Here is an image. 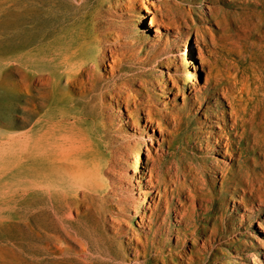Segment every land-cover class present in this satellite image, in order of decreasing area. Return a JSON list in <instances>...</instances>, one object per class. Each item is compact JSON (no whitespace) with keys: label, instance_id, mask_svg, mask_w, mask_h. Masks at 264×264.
<instances>
[{"label":"bare ground","instance_id":"bare-ground-1","mask_svg":"<svg viewBox=\"0 0 264 264\" xmlns=\"http://www.w3.org/2000/svg\"><path fill=\"white\" fill-rule=\"evenodd\" d=\"M58 1L7 0L5 5L8 29L5 50L0 52V100L9 114L3 118L0 103V221L27 224L30 235L24 246L34 250L36 264H201L206 254L216 256L222 247L214 242L224 219L208 215L213 199L234 191L243 204L245 195L264 204V167H257L264 161V9L257 8L264 6V0H246V39L236 36L238 40L226 41L228 52L239 60L214 58V73L220 80L212 93L227 101L229 122L222 119L210 129L218 137H212L215 153L225 160L210 161L215 173L211 187L195 176L197 167L192 163L186 162L187 173L182 168L183 139L167 131L168 126L176 129L177 118L169 117L168 126L163 123L148 99L145 75L135 72L125 55L107 44L103 31L111 27L105 25L106 15L116 16L113 3L126 8L134 0L108 2L93 14L59 12ZM145 7L140 23L153 12L147 27L161 34L156 16L173 18V10L164 4L154 11ZM42 22L53 25L41 29ZM188 40L187 35L185 56L190 58ZM186 76H193L192 85L199 82L194 67L186 69ZM106 100L124 103L127 114L130 108L141 110L144 127H151L152 132H146L149 141L154 123L174 141L171 159L166 163L155 156V167L147 169L149 177L139 176L137 190L142 197L132 208L139 202L137 230H128L124 219L117 217L123 207L107 204L103 173L115 160L122 165L123 158L120 139L96 120L102 108L111 105ZM142 149L148 151L145 143L132 148L126 170L143 171ZM178 185L185 199L173 207L176 226L171 243L158 219L151 218L147 230L142 221L147 197L154 194L167 201L168 191ZM84 205L88 212L82 214ZM85 216L90 217L84 220ZM258 226L263 234L254 240L260 243L264 226ZM120 231L125 233L124 243ZM250 246L257 248L252 241ZM241 250L234 247L231 264H261L259 250L249 262Z\"/></svg>","mask_w":264,"mask_h":264},{"label":"rangeland","instance_id":"rangeland-1","mask_svg":"<svg viewBox=\"0 0 264 264\" xmlns=\"http://www.w3.org/2000/svg\"><path fill=\"white\" fill-rule=\"evenodd\" d=\"M6 2L7 0H0V52L5 50L4 44L8 29L7 17L4 14ZM108 2L112 3L114 0H82L76 4L69 0H59L55 4V8L59 12L69 10L80 14L85 12L93 14L103 9ZM48 4L53 3L49 2ZM161 4L170 6L174 17L161 18L159 14L156 16L162 32L157 35L147 27L148 19L152 17L153 12L148 13L149 17H144L143 23L140 21L142 15L146 14L145 6L148 5L154 11L156 6ZM113 6L116 16L106 15L108 20L105 25H111V27L103 31L107 35V44H112L119 53L124 54V61H130L135 72L145 75L148 81V99L160 113L163 123L168 126L169 117L177 118L176 129L168 126L169 130L167 131L179 133L183 139L180 146L185 148L186 155L185 158H182L181 164H186V166L182 168L187 173L186 162L192 163L197 167L195 176L200 181L205 180L207 186L211 187L215 173L210 167V161L214 159L223 162L225 160L221 154L215 153L216 146H214L212 137L214 136L216 139L218 137L210 129L222 119L229 122L227 101L223 98H215L217 94L212 93L218 86L215 82L220 80L214 73L216 68L214 58L231 59L233 62L239 60L233 51L228 52L227 42L238 40L237 37L246 39V0H134L132 7L122 6L119 8L115 3ZM257 8L264 9V6ZM37 16H41V14ZM85 20L89 21L90 16L88 15ZM52 25L49 22H42L39 28L49 29ZM187 35L190 58L185 56L184 44ZM200 50L203 51L202 60L199 55ZM190 59L193 62L192 65ZM191 67L195 68L199 81L193 84L196 90H193V85L189 81L193 76H186V69ZM101 71L103 72L104 69L101 68ZM206 76H211L210 80ZM219 100L222 101L217 103ZM106 102H110L111 105L104 106L96 120L110 128V132L120 139L122 155L119 157L123 158H120V162H123L122 165L115 160L113 165H109V168L103 173L109 193L107 204L123 207V213L117 217L124 219L128 230L132 228L137 230L135 212L138 211L139 202H136L137 206L134 207V211L132 208L135 200L140 201L142 197V194H139L137 190V182L141 180L139 176L149 177L147 169L156 165V160L153 158H164V162L167 163L173 152L176 151L172 148L174 141L166 133V130L163 133L157 130L155 123L152 124L154 135L149 141L146 132L151 133V127H144V113L141 110L130 108V112L127 114L124 103L120 102L116 105L111 100H106ZM0 103L1 114L4 115L3 118L7 117L9 111L5 110L4 99H1ZM46 105L39 110V114L44 111ZM14 119L17 122H24L18 116H14ZM144 143L148 151L142 149L140 153L143 171H141L142 168L136 173L129 169L126 170V162L132 160L130 154L132 148L135 145L144 146ZM262 166L264 167V161H261L257 167L261 168ZM113 167L114 169H112ZM172 188L174 190L168 191L167 201L159 200L154 194L147 197L145 217L142 221L144 230H147V225L150 224L149 220L151 218L158 219L161 225L160 230L164 232L171 243L174 239L176 226L173 207L185 199L180 185L177 188L172 186ZM244 198L245 204L238 201L240 197L237 192L231 191L213 199L212 210L208 212V215L220 216L218 221L224 219V227L222 225L223 228L218 230L214 242L217 246H221L222 250L216 256L206 254L201 264H231L232 258L229 254L234 253V247L238 246L242 248L240 252L242 257L246 258V262H249L257 252L256 250H259L258 258L260 263L264 264V239H261L260 243L254 240V237L263 234L258 224L264 226V204L257 203L256 200H249V195H245ZM158 206H160L159 209H157ZM87 212L86 206H82L81 213ZM89 217L85 216L83 219L86 220ZM199 223L201 222L199 221ZM119 234V240L124 243L125 233L120 231ZM29 235L30 229L27 224L17 222L11 225L0 221V264H36L33 261L34 250L24 246ZM251 241L257 248L250 246ZM221 242L227 243L221 244Z\"/></svg>","mask_w":264,"mask_h":264}]
</instances>
